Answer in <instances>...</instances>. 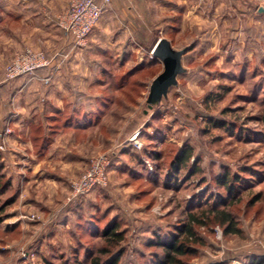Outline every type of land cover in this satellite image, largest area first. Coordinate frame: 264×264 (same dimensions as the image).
Segmentation results:
<instances>
[{
  "label": "rangeland",
  "instance_id": "374dc122",
  "mask_svg": "<svg viewBox=\"0 0 264 264\" xmlns=\"http://www.w3.org/2000/svg\"><path fill=\"white\" fill-rule=\"evenodd\" d=\"M186 12L168 10L158 23L110 25L107 38L89 52L78 49L72 61L33 45L12 48V35L0 24V86L9 87L0 88V111L19 93L18 77L7 79L5 69L25 47L44 50L52 59L45 67L70 66L68 79L83 84L76 91L88 98L90 111L86 119L79 114L78 143L70 152L83 167L53 168L44 161V180L33 174L31 154L11 146V116L0 118V133L11 129L0 150V264H94L96 257L103 264L120 252L119 264H155L163 241L184 238L177 233L189 214L200 215L221 198L226 202L218 208L231 210L242 231L225 234L212 221L196 225L188 240L196 252L182 256L181 264L264 257V0H191ZM100 26L101 19L92 33ZM160 37L188 47L186 71L150 108V84L163 70L153 54ZM183 147L192 153L175 171ZM98 153L111 158L108 183L69 200L71 182ZM227 170L239 176L232 199L216 181ZM112 225L123 233L115 245L104 234Z\"/></svg>",
  "mask_w": 264,
  "mask_h": 264
},
{
  "label": "crops",
  "instance_id": "0c3cea01",
  "mask_svg": "<svg viewBox=\"0 0 264 264\" xmlns=\"http://www.w3.org/2000/svg\"><path fill=\"white\" fill-rule=\"evenodd\" d=\"M190 2L191 0H111L101 17L100 31L92 33L87 43L78 47L74 46L72 37L56 24L57 13L67 7L69 0H0V24L4 21L7 31L12 35L7 38L12 48L17 44H22L23 47L33 45L49 54L58 52L62 57L68 54L69 61H72V56L78 49L89 52L97 40L107 38L110 25L158 23L162 17L167 16L165 13L168 10H175L177 16L183 17L185 11L188 12ZM113 38L116 41L119 38L122 40V36L118 38V35ZM69 68L67 64L57 68L54 63L49 67L39 68L33 76H19L15 80L19 93L14 92L15 95L7 102V108L0 111L1 123L11 116L13 133L10 144L26 151L27 155L31 154L30 165L33 174L38 176L37 179L44 180L48 177L41 166L44 161H48V165L53 168L83 167L77 165L78 157L70 152L76 149L78 143L75 138L76 121L79 114L81 119H86L89 115V101L76 91L83 84L79 85L68 79V76L71 77ZM53 71L54 79H42ZM0 88L9 87L5 84ZM51 175L55 177V172Z\"/></svg>",
  "mask_w": 264,
  "mask_h": 264
},
{
  "label": "built area",
  "instance_id": "2783aa9c",
  "mask_svg": "<svg viewBox=\"0 0 264 264\" xmlns=\"http://www.w3.org/2000/svg\"><path fill=\"white\" fill-rule=\"evenodd\" d=\"M111 0H70L66 9L56 15V24L69 34L74 46H83L87 43L95 26L101 19L103 12ZM52 61L48 54L41 49L25 47L16 54L7 64L5 75L7 79L17 78L21 75L34 74L39 68L48 66ZM5 134L0 133V150L6 148V136L11 132L10 127L5 128ZM5 135V138H3ZM137 147L141 143L132 138ZM111 158L107 153H98L90 157L86 168L71 182L69 200L85 196L93 189L104 186L109 180ZM35 217V214H32Z\"/></svg>",
  "mask_w": 264,
  "mask_h": 264
},
{
  "label": "trees",
  "instance_id": "16d2710c",
  "mask_svg": "<svg viewBox=\"0 0 264 264\" xmlns=\"http://www.w3.org/2000/svg\"><path fill=\"white\" fill-rule=\"evenodd\" d=\"M262 120L264 121V113ZM191 153L192 147H183L180 149L179 153L175 157V160L173 161V168L175 171H178L182 165L187 163ZM238 179L239 176L237 174L230 175L228 170L216 177V181L226 188L227 192L229 193V198L231 199L235 198L238 188L237 184H239ZM10 183L11 181H8V184ZM224 202H226V200L221 198L218 203L208 207V209L201 211L200 215L196 213H190L188 222L182 224V226L179 228V232L177 233L178 235H183L184 238L181 239L179 236L175 235L173 238H170L169 241H163L162 245L164 246V253L161 257H158V259L155 260V264H181L182 256L196 252V248L191 245L192 242L188 243V240H190L196 234V225H202V223H208L209 221H212L222 226L225 234L240 233L242 230L238 226V220L234 213L226 208H218V205ZM3 209V206L0 205V210ZM104 234L106 235L107 241L110 245H115L123 239V233L117 230V225L108 227ZM101 252L110 254L111 249L104 247L101 249ZM121 254V252L118 254H112V256H110L109 259L103 264H119ZM93 263L101 264L100 257L94 258ZM263 263L264 257H254L252 260L244 264Z\"/></svg>",
  "mask_w": 264,
  "mask_h": 264
},
{
  "label": "water",
  "instance_id": "95a60500",
  "mask_svg": "<svg viewBox=\"0 0 264 264\" xmlns=\"http://www.w3.org/2000/svg\"><path fill=\"white\" fill-rule=\"evenodd\" d=\"M187 49V46L180 49L173 47L166 37L158 39L153 48V54L163 62V70L150 84L147 97L148 107L158 105L163 97H167L170 87L178 84V75L186 71L182 56Z\"/></svg>",
  "mask_w": 264,
  "mask_h": 264
}]
</instances>
